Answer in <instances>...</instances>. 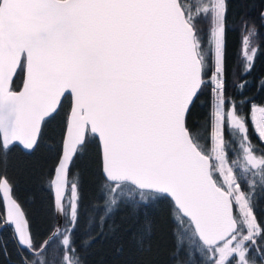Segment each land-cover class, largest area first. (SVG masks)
Returning <instances> with one entry per match:
<instances>
[{
  "label": "snow or ice",
  "instance_id": "obj_1",
  "mask_svg": "<svg viewBox=\"0 0 264 264\" xmlns=\"http://www.w3.org/2000/svg\"><path fill=\"white\" fill-rule=\"evenodd\" d=\"M226 17V0L199 6L187 0H0V161L15 142L33 150L61 97L69 92L73 98L49 180L68 225L41 242L12 196V183L0 175L3 224L13 225L18 243L36 256L31 264H82L74 247L80 195L72 162L86 133L98 134L102 145L106 213L123 202L169 200L184 235L201 242L210 264H250L256 237L264 249V227L253 211L256 194L243 177L258 171L264 180V150L252 144L247 126L251 122L264 142V106L251 104L249 121L236 102L226 100ZM245 26L242 53L250 70L256 29ZM18 69L26 78L23 89L14 91ZM207 87L215 98L211 147L186 123ZM226 128L233 139H225ZM237 150L242 162H230L229 151ZM259 258L264 260V251ZM22 264L28 262L22 258Z\"/></svg>",
  "mask_w": 264,
  "mask_h": 264
},
{
  "label": "trees",
  "instance_id": "obj_2",
  "mask_svg": "<svg viewBox=\"0 0 264 264\" xmlns=\"http://www.w3.org/2000/svg\"><path fill=\"white\" fill-rule=\"evenodd\" d=\"M187 2L199 6L206 0ZM226 3L225 97L236 102L250 121L251 104L264 105V0H226ZM246 24L256 29L248 49L249 54L252 48L256 49L250 70H245L247 61L242 53V37L247 35ZM203 27L207 29V23H203ZM22 77L23 69H18L12 89L20 87ZM241 83L245 84L243 89L237 87ZM214 103L211 88L203 89L186 119L189 130L202 137L201 143L208 147H211L210 113ZM69 107L70 97L65 95L58 111L42 123L37 146L31 151H24L15 144L11 151L5 150L6 159L0 161V175L6 176L12 183V194L25 211L31 232L41 242L55 225L49 180L60 153ZM225 107L227 110V104ZM247 126L252 144L256 149L264 150V142L253 131L252 123L249 122ZM230 132L231 129H225L226 140L233 139ZM238 138L237 135L235 139ZM261 154L260 151L256 152L258 156ZM238 155V150L229 151V161L238 160ZM72 171L78 177L80 195V219L73 234L76 240L74 247L82 264H210L207 251H201V242H194L184 235L169 200L136 205L123 202L111 213L104 211L108 196L107 182L101 172L100 147L95 135L87 133L85 146L73 158ZM243 177L256 194L253 211L257 222L264 227L263 182L251 172L243 173ZM67 225L64 216L62 229ZM13 233L11 225L4 226L0 220V246H7L6 252L0 248V264H22V258L31 264L36 256L19 245ZM178 237L182 243L178 244ZM54 239V247L58 249L63 237ZM261 243L260 238L256 237L257 251L252 254L250 250V264H264V260L259 258L264 251L259 247Z\"/></svg>",
  "mask_w": 264,
  "mask_h": 264
},
{
  "label": "water",
  "instance_id": "obj_3",
  "mask_svg": "<svg viewBox=\"0 0 264 264\" xmlns=\"http://www.w3.org/2000/svg\"><path fill=\"white\" fill-rule=\"evenodd\" d=\"M13 78H14V77H13ZM25 78H26V73H25V71L23 70V77H22L21 85H20V87H19L18 89H13L14 91H20V90L23 89V85H24V80H25ZM65 95H69V97H70V107H69L68 114H67V117H66V124H65V128H64V131H63V136H62V139H61L60 153H59V156H58V158H57V161H56V163H55V166H54L53 170H54L55 167L57 166L58 159H59L60 154H61L62 142H63V140L67 137V131H66V129H67V122H68V120H69V118H70V114H71V110H72V106H73V98H72L71 94H70L69 92H66ZM65 95H64V96H65ZM64 96L61 97L60 105H61V103H62V100H63ZM60 105L58 106V109H59ZM58 109H57V111H58ZM54 114H55V113H54ZM46 119H47V118H46ZM46 119H45V120H46ZM41 127H42V126H41ZM86 135H87V133H86ZM95 136H96V138H97V140H98L99 147H100V161H101L102 145H101V142H100V140H99L98 134H96ZM38 140H39V139H38ZM15 144L18 145V146H19L22 150H24V151H31V150H26V149H24L23 145H22L20 142H15ZM101 172H102V165H101ZM102 174H103V176L105 177V175H104L103 172H102ZM52 176H53V174H52ZM105 179H106V177H105ZM51 191H52V195H53L54 208H55V225H54L53 230L50 232V234H49L45 239H47V238L53 233V231H55L56 228H61V229H62V227H63V221H64V215H63V213H60V212L57 210V208H56V205H55V192H54V189H53L52 187H51ZM12 196H13V194H12ZM13 198L16 199L14 196H13ZM16 200H17V199H16ZM0 201H1V206H2V209H3V214H4V216H5V213H6L5 202H4L2 199H0ZM17 202L19 203L18 200H17ZM19 204H20V203H19ZM20 205H21V204H20ZM21 208H22V206H21ZM22 210H23V208H22ZM23 211H24V210H23ZM24 212H25V211H24ZM25 215H26V213H25ZM26 217H27V216H26ZM5 218H6V217H5ZM27 219H28V218H27ZM11 227H12L13 232H14V226L11 225ZM15 239H16V238H15ZM45 239H44V240H45ZM16 241H17V243H18V240H17V239H16ZM18 244H19V243H18ZM19 245H20V244H19ZM22 246H23V245H22ZM24 247H25V246H24Z\"/></svg>",
  "mask_w": 264,
  "mask_h": 264
},
{
  "label": "rangeland",
  "instance_id": "obj_4",
  "mask_svg": "<svg viewBox=\"0 0 264 264\" xmlns=\"http://www.w3.org/2000/svg\"><path fill=\"white\" fill-rule=\"evenodd\" d=\"M238 160H241V162H242V153H241V152H239ZM254 176L258 177V179H260V180L264 183V180L261 179V177H260L258 171H257V174L254 175ZM235 210H236V209H235Z\"/></svg>",
  "mask_w": 264,
  "mask_h": 264
},
{
  "label": "built area",
  "instance_id": "obj_5",
  "mask_svg": "<svg viewBox=\"0 0 264 264\" xmlns=\"http://www.w3.org/2000/svg\"><path fill=\"white\" fill-rule=\"evenodd\" d=\"M258 106H264L262 104H256ZM257 116H259V113L257 112ZM2 218H5L4 214L0 211V220L3 222V219ZM14 235V234H13ZM25 260V259H24Z\"/></svg>",
  "mask_w": 264,
  "mask_h": 264
},
{
  "label": "bare ground",
  "instance_id": "obj_6",
  "mask_svg": "<svg viewBox=\"0 0 264 264\" xmlns=\"http://www.w3.org/2000/svg\"><path fill=\"white\" fill-rule=\"evenodd\" d=\"M26 260V259H25Z\"/></svg>",
  "mask_w": 264,
  "mask_h": 264
}]
</instances>
